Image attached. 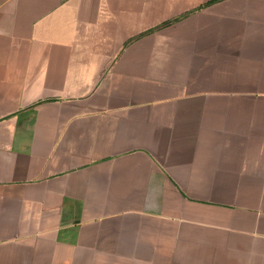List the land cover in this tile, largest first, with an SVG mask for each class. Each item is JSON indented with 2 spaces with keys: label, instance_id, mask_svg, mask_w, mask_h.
Listing matches in <instances>:
<instances>
[{
  "label": "crops",
  "instance_id": "crops-1",
  "mask_svg": "<svg viewBox=\"0 0 264 264\" xmlns=\"http://www.w3.org/2000/svg\"><path fill=\"white\" fill-rule=\"evenodd\" d=\"M0 264H264V0H0Z\"/></svg>",
  "mask_w": 264,
  "mask_h": 264
}]
</instances>
